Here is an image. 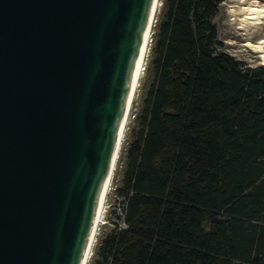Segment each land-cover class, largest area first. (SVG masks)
Returning a JSON list of instances; mask_svg holds the SVG:
<instances>
[{"label": "trees", "instance_id": "trees-1", "mask_svg": "<svg viewBox=\"0 0 264 264\" xmlns=\"http://www.w3.org/2000/svg\"><path fill=\"white\" fill-rule=\"evenodd\" d=\"M225 0H163L95 264H264V65L223 49Z\"/></svg>", "mask_w": 264, "mask_h": 264}, {"label": "water", "instance_id": "water-1", "mask_svg": "<svg viewBox=\"0 0 264 264\" xmlns=\"http://www.w3.org/2000/svg\"><path fill=\"white\" fill-rule=\"evenodd\" d=\"M155 0H0V264H82Z\"/></svg>", "mask_w": 264, "mask_h": 264}, {"label": "rangeland", "instance_id": "rangeland-1", "mask_svg": "<svg viewBox=\"0 0 264 264\" xmlns=\"http://www.w3.org/2000/svg\"><path fill=\"white\" fill-rule=\"evenodd\" d=\"M240 5V0H225L219 6V11L217 15L214 17L213 22L215 23L218 31V39L223 42V49L230 55L235 58L244 61L247 66L256 67L260 66L259 58L257 53L250 50L248 47L244 46L243 43L248 39L246 35H244L245 30L238 29L240 25L236 17L240 16H232L230 13V9L232 7H238ZM163 7V0L159 1V8L155 18V25L157 24L161 10ZM234 17V19H232ZM253 28L251 26H246V29ZM263 29V28H262ZM264 30V29H263ZM155 32V28H153V33ZM154 36H152V44H153ZM254 40V38L252 39ZM147 60V64L145 65L144 75L140 79V84L135 95V99L131 108L129 122L125 133V138L123 140V144L121 146L119 158L116 165V170L114 173L111 190L106 199V217L105 222L99 226L98 236L95 242V246L93 247V252L90 256L89 264H95L97 257V248L99 243L105 233L113 227V223L115 221V217L119 212V198L116 195V189L121 185L124 168H125V149L128 146L129 142L133 138V133L135 129H137V117L141 110V103L144 97L145 90L148 85V68L150 64V58Z\"/></svg>", "mask_w": 264, "mask_h": 264}, {"label": "bare ground", "instance_id": "bare-ground-1", "mask_svg": "<svg viewBox=\"0 0 264 264\" xmlns=\"http://www.w3.org/2000/svg\"><path fill=\"white\" fill-rule=\"evenodd\" d=\"M159 1L160 0L154 1V5L149 18L147 29L143 37L139 56L136 62L131 97L125 112V116L123 118L122 125L120 127L116 152L114 154L113 162L111 166V172L109 175V179L105 184L103 194L96 211L93 228L88 241L85 255L83 257L82 264H89L90 256L93 252V247L95 246V242L98 236L99 226L105 222L106 199L111 190V185L116 170L117 161L119 158L123 140L125 138V133L128 126L129 116L135 99V95L137 93L140 84V79L144 75L145 65L147 64V60L149 59L150 56L151 47H152L153 28L155 26V18L159 8ZM229 11L232 16L235 15L240 16L238 18L236 17V19L240 21L239 22L240 25L238 26V29L245 30L244 35L248 37V39L243 43V45L248 47L250 50L256 52L260 64L264 65V30H263L264 0H240V5L238 7H232ZM232 19H234V17ZM247 25L253 28L246 29ZM253 38L254 40H252Z\"/></svg>", "mask_w": 264, "mask_h": 264}]
</instances>
